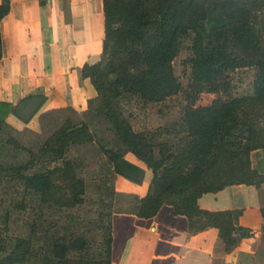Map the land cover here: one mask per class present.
<instances>
[{
    "label": "trees",
    "instance_id": "16d2710c",
    "mask_svg": "<svg viewBox=\"0 0 264 264\" xmlns=\"http://www.w3.org/2000/svg\"><path fill=\"white\" fill-rule=\"evenodd\" d=\"M9 7L0 3V21ZM103 11L100 59L82 67L96 91L86 109L49 108L35 131L8 124L11 103L0 102V215L15 225L12 237L0 233V264H111L118 196L132 204L117 212L143 218L172 205L191 231L215 227L226 251L249 234L234 224L240 211L200 209L196 200L258 182L249 153L264 151V0H103ZM185 39L190 100L149 142L126 106L160 103L180 89L172 61ZM240 68L252 79L237 96L230 75ZM201 91L214 97L194 106ZM126 152L152 172L144 196L115 189ZM14 187L19 195L6 200ZM88 192L94 197L86 201ZM85 203L97 219L80 214Z\"/></svg>",
    "mask_w": 264,
    "mask_h": 264
},
{
    "label": "crops",
    "instance_id": "0c3cea01",
    "mask_svg": "<svg viewBox=\"0 0 264 264\" xmlns=\"http://www.w3.org/2000/svg\"><path fill=\"white\" fill-rule=\"evenodd\" d=\"M9 1L0 21V102L11 103L8 124L38 131L40 113L65 105L82 111L96 95L82 67L100 59L103 0ZM249 159L258 182L203 192L196 200L200 209L241 212L234 224L249 234L232 250L215 227L191 231L187 216L165 203L150 218L113 213L111 264H264V151L251 150ZM118 165L127 174L117 175L116 191L144 196L152 179L145 163L126 152ZM120 181L126 188H117Z\"/></svg>",
    "mask_w": 264,
    "mask_h": 264
},
{
    "label": "rangeland",
    "instance_id": "374dc122",
    "mask_svg": "<svg viewBox=\"0 0 264 264\" xmlns=\"http://www.w3.org/2000/svg\"><path fill=\"white\" fill-rule=\"evenodd\" d=\"M189 39L183 40L180 45L178 52L174 56L172 61V69L173 73L175 74L179 84L180 89L171 96L165 98L163 102L160 103H153L145 105L142 102L135 101L126 106L127 109L132 111V115L130 116V122L133 128L137 131L142 132L146 135V139L151 142V138L153 133L168 122H170L173 118L177 117L181 108L186 105L187 100H190L189 95L186 93L187 90L185 86L189 79ZM230 79L233 84L232 94L239 96L242 93H245L250 90V84L252 79L251 69L250 68H240L231 73ZM214 94L201 91L200 93L196 94L194 97L195 105L194 106H201L202 104L209 103ZM264 121V119H263ZM262 121V122H263ZM262 152V151H261ZM115 171L118 174V177L121 176V180L123 178L122 175H126L127 172L122 167L116 164ZM123 182H118L117 188H126ZM19 191L16 188H12V191L7 194L4 198L7 200L10 198L17 197L19 195ZM94 195L91 192H88L86 195V201L92 199ZM178 196H172V198H176ZM132 204V199L128 196L126 197H117L114 202V211L118 210H127L130 208ZM80 210V214H84L86 211H91V215L89 216L91 220L97 219L98 213L95 210V207L92 206L90 203H85ZM79 210V211H80ZM2 216L0 215V233H6V236L12 237L15 233V225L13 221L8 224L7 226L2 221Z\"/></svg>",
    "mask_w": 264,
    "mask_h": 264
}]
</instances>
